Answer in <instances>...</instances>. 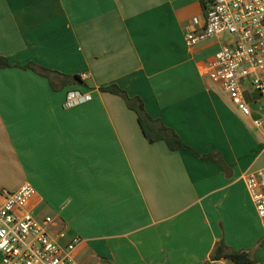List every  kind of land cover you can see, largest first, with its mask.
Instances as JSON below:
<instances>
[{"label": "crops", "instance_id": "crops-1", "mask_svg": "<svg viewBox=\"0 0 264 264\" xmlns=\"http://www.w3.org/2000/svg\"><path fill=\"white\" fill-rule=\"evenodd\" d=\"M202 0H0V202L50 217L78 264H233L222 242L264 264V226L245 185L264 172V125L208 78L226 38L188 47ZM80 81L50 82L22 66ZM117 85L191 150L149 143ZM90 99L65 108L66 93ZM264 119V117H263ZM2 255L0 253V264Z\"/></svg>", "mask_w": 264, "mask_h": 264}, {"label": "built area", "instance_id": "built-area-1", "mask_svg": "<svg viewBox=\"0 0 264 264\" xmlns=\"http://www.w3.org/2000/svg\"><path fill=\"white\" fill-rule=\"evenodd\" d=\"M204 1L205 26L199 32L185 34L186 46L227 35L209 66L208 78L221 86L230 103L243 116L254 112L252 104H257L263 112L264 0ZM89 99L88 94L69 90L64 107L71 108ZM261 115L262 118L254 121L257 127L264 125V113ZM245 185L264 226V172L249 173ZM33 193L29 184H23L15 192L2 191L1 264H78L71 257L77 240L61 246L51 237V218L39 220L25 210Z\"/></svg>", "mask_w": 264, "mask_h": 264}, {"label": "trees", "instance_id": "trees-1", "mask_svg": "<svg viewBox=\"0 0 264 264\" xmlns=\"http://www.w3.org/2000/svg\"><path fill=\"white\" fill-rule=\"evenodd\" d=\"M202 5L205 8L206 2L202 0ZM11 67L6 58L0 56V68ZM24 69L32 70L42 77H45L50 84L55 87V83L53 82V77L57 78L59 82L62 84H67L70 82L80 81L78 76H69L65 74H61L59 72L49 70L35 64H27L22 66ZM100 91H108L113 94H117L121 96L127 106L132 109L137 115L138 124L149 143H153L155 141L163 140L167 147L171 151H178L182 149L191 150L186 144H184L179 136L170 128L164 126L159 120H155L151 118L144 110L143 103L140 98H129L126 93L121 90L117 85H109L105 87H100ZM212 258L220 259L227 258L230 259L233 264H256V262L250 258L249 253L246 251H228L225 245L222 242H219L212 254Z\"/></svg>", "mask_w": 264, "mask_h": 264}, {"label": "water", "instance_id": "water-1", "mask_svg": "<svg viewBox=\"0 0 264 264\" xmlns=\"http://www.w3.org/2000/svg\"><path fill=\"white\" fill-rule=\"evenodd\" d=\"M251 108H252L253 111H258V112L264 113V111L262 112V111L259 109V107H258L257 104H252V105H251Z\"/></svg>", "mask_w": 264, "mask_h": 264}, {"label": "rangeland", "instance_id": "rangeland-1", "mask_svg": "<svg viewBox=\"0 0 264 264\" xmlns=\"http://www.w3.org/2000/svg\"><path fill=\"white\" fill-rule=\"evenodd\" d=\"M224 38H227V35H224Z\"/></svg>", "mask_w": 264, "mask_h": 264}]
</instances>
